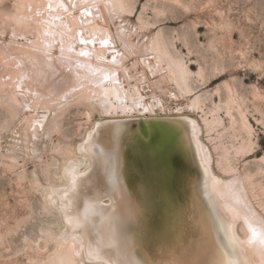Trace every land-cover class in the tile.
Returning a JSON list of instances; mask_svg holds the SVG:
<instances>
[{
    "label": "bare ground",
    "instance_id": "obj_1",
    "mask_svg": "<svg viewBox=\"0 0 264 264\" xmlns=\"http://www.w3.org/2000/svg\"><path fill=\"white\" fill-rule=\"evenodd\" d=\"M135 7L136 0H0V34H9L8 42L5 39L0 48L6 87L0 104L11 112V118L0 123V130H11L13 120L20 113L25 129L19 133L34 139L47 126L56 128L65 110L73 104L89 107V129L95 128V113L100 118L197 114V110L203 108L204 98L190 96L195 90L190 81V69L182 56L174 53L162 32L150 35L136 44L138 46L128 38L122 21L133 14ZM138 18L140 31L153 24L142 15ZM112 24L120 25L116 33L119 39ZM130 55L134 58L127 65L125 59ZM66 73L71 77L66 78ZM198 76L204 80L202 68ZM63 82L69 85L64 87ZM180 97L186 99L184 106L175 105ZM227 99L230 133L236 140L241 130L251 132V124L241 105L237 106L238 116L231 112L232 96ZM221 108L219 104L215 108L217 113L211 110L213 122L208 121L206 114L204 117L197 114L199 118L195 116L187 120V124L209 177L207 194L222 212L229 248L223 252V264H264V227L261 226L264 193L259 192L252 181V176L264 172V157L254 171L241 169L233 158L239 159L248 140L241 145L232 141L228 148L232 152H227L228 160L222 165L218 148L209 137L202 140V133L216 131L222 124L217 119ZM79 145L82 150L78 149L75 157L67 158L62 168L64 186L52 189L48 197L59 209L64 223L62 243L72 246L74 253L89 263L98 260L112 264L102 249L108 245L114 252L119 249L108 242L103 235L105 232L95 223L92 216L95 212L100 214L95 203L87 202L83 216L65 209L64 199L77 198L79 186L74 187V183L79 174L91 167L90 158L83 157L82 143ZM31 151L35 152V148ZM87 224L94 228L96 240L78 229L89 227Z\"/></svg>",
    "mask_w": 264,
    "mask_h": 264
},
{
    "label": "rangeland",
    "instance_id": "obj_2",
    "mask_svg": "<svg viewBox=\"0 0 264 264\" xmlns=\"http://www.w3.org/2000/svg\"><path fill=\"white\" fill-rule=\"evenodd\" d=\"M139 15L153 23L150 28L140 31ZM122 22L135 45L159 30L162 32L174 53L182 56L190 69L195 88L190 96L204 98L197 114H206L208 121L213 122L211 110L217 113L216 106L222 105L217 114L222 124L216 131L202 133V140L210 138L225 165L232 141L241 145L247 139L239 159L231 158L238 161L241 169L254 171L264 157V0H136L133 14ZM119 26L112 24L115 34ZM5 39L7 43L9 34H0V48ZM119 44L123 49L121 41ZM133 58L128 56L125 64ZM200 68L204 80L198 76ZM3 73L4 66H0V96L6 90ZM67 75L66 78L71 77ZM63 83L64 87L69 85ZM229 95L233 99L231 112L238 116L241 105L251 124V132L241 130L236 140L226 110ZM176 103L184 106L186 99L180 97ZM0 108L3 123L11 118V112L4 105L0 104ZM88 113V106L73 104L56 128L49 125L34 139L19 133L25 129L20 113L11 130H0V264H105L98 260L89 263L77 256L72 246L62 243L64 223L48 197L52 189L64 186L62 168L67 158L79 152L77 143L91 127ZM197 114L187 112L196 118ZM98 119L102 118L95 113L94 121ZM252 181L264 193V172L252 176Z\"/></svg>",
    "mask_w": 264,
    "mask_h": 264
},
{
    "label": "water",
    "instance_id": "obj_3",
    "mask_svg": "<svg viewBox=\"0 0 264 264\" xmlns=\"http://www.w3.org/2000/svg\"><path fill=\"white\" fill-rule=\"evenodd\" d=\"M192 118H102L77 143L91 167L79 174L77 198L64 199L65 209L83 216L87 202L95 203V223L119 249H102L112 264H223L228 238L207 194ZM88 226L78 229L96 240Z\"/></svg>",
    "mask_w": 264,
    "mask_h": 264
},
{
    "label": "snow or ice",
    "instance_id": "obj_4",
    "mask_svg": "<svg viewBox=\"0 0 264 264\" xmlns=\"http://www.w3.org/2000/svg\"><path fill=\"white\" fill-rule=\"evenodd\" d=\"M84 42V41H82ZM82 55H84L85 53H81ZM111 130H109V133H110ZM261 226L264 227V222L261 223Z\"/></svg>",
    "mask_w": 264,
    "mask_h": 264
}]
</instances>
